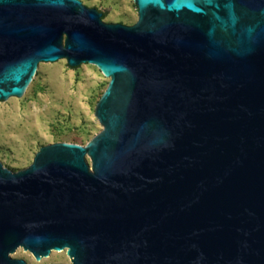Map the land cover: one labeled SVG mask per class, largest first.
I'll use <instances>...</instances> for the list:
<instances>
[{
	"label": "water",
	"instance_id": "1",
	"mask_svg": "<svg viewBox=\"0 0 264 264\" xmlns=\"http://www.w3.org/2000/svg\"><path fill=\"white\" fill-rule=\"evenodd\" d=\"M0 0V100L40 62L110 77L86 145L0 161V264H264V0ZM90 158V161L88 160Z\"/></svg>",
	"mask_w": 264,
	"mask_h": 264
},
{
	"label": "rangeland",
	"instance_id": "2",
	"mask_svg": "<svg viewBox=\"0 0 264 264\" xmlns=\"http://www.w3.org/2000/svg\"><path fill=\"white\" fill-rule=\"evenodd\" d=\"M81 1L101 12L104 22L132 25L138 20L135 0ZM32 79L22 96L0 100V161L13 171L28 167L46 144L86 145L103 128L95 109L110 77L96 64L72 67L65 58L40 62ZM11 256L27 264L71 263L66 250L37 260L19 247Z\"/></svg>",
	"mask_w": 264,
	"mask_h": 264
}]
</instances>
